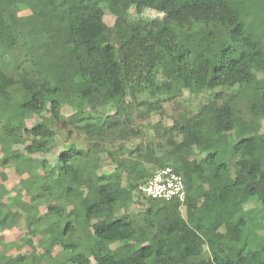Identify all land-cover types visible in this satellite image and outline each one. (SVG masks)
I'll use <instances>...</instances> for the list:
<instances>
[{
	"label": "trees",
	"instance_id": "1",
	"mask_svg": "<svg viewBox=\"0 0 264 264\" xmlns=\"http://www.w3.org/2000/svg\"><path fill=\"white\" fill-rule=\"evenodd\" d=\"M246 1L0 0V167L15 165L31 204L12 209L20 194L5 200L1 172L0 264H264V0ZM177 86L211 95L145 144L143 123ZM56 131L82 142L48 171L30 157L52 152ZM102 156L112 171L97 172ZM167 166L183 205L138 191ZM135 194L147 205L130 213ZM21 221L31 252L10 256L2 235Z\"/></svg>",
	"mask_w": 264,
	"mask_h": 264
},
{
	"label": "rangeland",
	"instance_id": "2",
	"mask_svg": "<svg viewBox=\"0 0 264 264\" xmlns=\"http://www.w3.org/2000/svg\"><path fill=\"white\" fill-rule=\"evenodd\" d=\"M248 1L249 0H247L246 2ZM102 9L104 11L103 21L108 26H112L114 23L113 15L108 11L105 5L102 6ZM27 13L28 12L26 11H19L18 9L10 10V15L13 17H19ZM132 13L134 14L133 11ZM142 16L145 18H150V19H161L163 17L161 13H158L152 10H144L142 12ZM257 78L259 80L264 79V75H257ZM158 80H159L158 84H161L162 82H164V78H162L161 76L159 77ZM172 93L176 96L172 100L165 101L162 103V110H163L162 116L154 115L147 122L143 123L142 125L143 127H141V132L143 134V137H144L143 142L145 144L149 143V141L154 136V133H153L154 131L152 129L153 125L160 122L163 126H167V127L170 126L172 124V120L175 117H177L179 114L183 112H187V111L194 112L196 109V106L199 104L205 103L211 95V92H205V93H200V94L192 93L187 90L181 89L179 86L175 87ZM147 97L148 96L144 94V95H140L139 98L140 100H144ZM166 97H167L166 93H161L159 96H157V99L162 100L163 98H166ZM129 100L130 99L128 97L125 100H115L114 106H118L122 102H126V101L128 102ZM73 111H74L73 108H71L70 106H64L61 110V114L64 118V117L69 116ZM44 117H49V114L45 113L43 115H33L31 118H29L26 121L27 126L31 127L37 123H40L42 118ZM52 128L55 129L54 126ZM73 139L77 143H75ZM73 139H70L67 135V132L65 131H61V132L56 131V136H55L56 147L54 148V150L50 152L49 154L35 155L30 158L36 159V160H44L46 162V170L49 171L55 165L56 160H57V155L63 149H66L71 143L78 144V142H82V140L78 139L77 137ZM138 142H139L138 139H134L133 141H131V143L128 144V146L132 148ZM208 152H209V149L207 148L200 156L205 157L208 154ZM19 153L22 154L23 156H27L23 150V147H19ZM0 156H2L1 151H0ZM101 159H102L101 168H99L97 172L102 173V172L112 171L114 166L110 165L108 158H106L105 156H102ZM1 172H4L6 174V181L4 182V185L9 191V194L5 197V200L11 199V197L13 196V193L17 192L20 194V203L17 205L13 204L12 209L16 211H21L23 213L30 211L31 210L30 199L25 194V192L20 186L21 177H19L15 173V165H9L5 169H2L0 167V173ZM72 178L75 179V177H72ZM136 194L134 196L133 203L130 204L129 206L130 213H136L142 209V206L147 205V202L145 201V199H143L142 197ZM39 212L40 214H44L46 213V209L44 207H41L39 209ZM181 214L182 216H184L183 207L181 208ZM25 226H26L25 222L21 221L16 229L12 231H6L3 233L2 235L3 244H7V245L11 244V246H9L6 250L8 255L16 256L17 254H28L31 252V247L26 245V243L24 242V240L27 239L28 237L27 233L25 232L26 230ZM259 234L261 235V232H259ZM34 245L36 248V244ZM116 247H117V244L112 245V248H116ZM36 251L38 254L42 252V250L39 248H36ZM202 251L205 252L206 248L203 247ZM59 253H60L59 248H54L52 250V256H54V258H56V256H58ZM206 257H207L206 254L202 255V258L206 259ZM54 258L50 259L49 262L53 261Z\"/></svg>",
	"mask_w": 264,
	"mask_h": 264
},
{
	"label": "built area",
	"instance_id": "3",
	"mask_svg": "<svg viewBox=\"0 0 264 264\" xmlns=\"http://www.w3.org/2000/svg\"><path fill=\"white\" fill-rule=\"evenodd\" d=\"M138 191L146 199L177 201L182 205L186 197L182 176L168 166L153 172L151 177L138 187Z\"/></svg>",
	"mask_w": 264,
	"mask_h": 264
}]
</instances>
